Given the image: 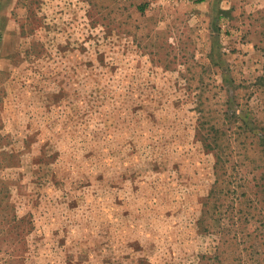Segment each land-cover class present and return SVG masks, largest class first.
Wrapping results in <instances>:
<instances>
[{"label": "rangeland", "instance_id": "1", "mask_svg": "<svg viewBox=\"0 0 264 264\" xmlns=\"http://www.w3.org/2000/svg\"><path fill=\"white\" fill-rule=\"evenodd\" d=\"M203 2L0 0V264H264V0Z\"/></svg>", "mask_w": 264, "mask_h": 264}, {"label": "trees", "instance_id": "2", "mask_svg": "<svg viewBox=\"0 0 264 264\" xmlns=\"http://www.w3.org/2000/svg\"><path fill=\"white\" fill-rule=\"evenodd\" d=\"M218 140V137H215L214 138V142H216ZM214 146H218V148H221V145H218V144H215ZM221 158V159H220ZM224 166H226V161L225 160H223L222 159V156L220 157L219 156V158H218V160L216 161V163H215V166H214V169H215V173L216 174H223V172H222V168L224 167ZM220 177L221 176H218V179L220 180ZM237 182H238V180H237ZM240 186H242L241 184H240ZM223 191V190H222ZM217 192H218V194L220 193V191H218V189L217 190H215V188L212 190V193L214 194V196H216V194H217ZM208 229H209V227H207Z\"/></svg>", "mask_w": 264, "mask_h": 264}, {"label": "built area", "instance_id": "3", "mask_svg": "<svg viewBox=\"0 0 264 264\" xmlns=\"http://www.w3.org/2000/svg\"><path fill=\"white\" fill-rule=\"evenodd\" d=\"M185 1L192 3V4H198V3L203 2L204 0H185Z\"/></svg>", "mask_w": 264, "mask_h": 264}, {"label": "crops", "instance_id": "4", "mask_svg": "<svg viewBox=\"0 0 264 264\" xmlns=\"http://www.w3.org/2000/svg\"><path fill=\"white\" fill-rule=\"evenodd\" d=\"M203 3H204V2L198 3V5H202ZM195 5H197V4H195ZM195 5H194V6H195Z\"/></svg>", "mask_w": 264, "mask_h": 264}]
</instances>
